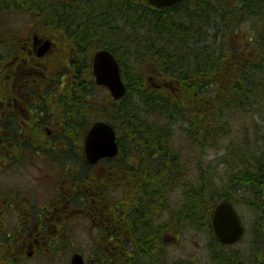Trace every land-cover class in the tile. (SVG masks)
Masks as SVG:
<instances>
[{"label":"trees","instance_id":"obj_1","mask_svg":"<svg viewBox=\"0 0 264 264\" xmlns=\"http://www.w3.org/2000/svg\"><path fill=\"white\" fill-rule=\"evenodd\" d=\"M18 6L30 15L42 37L57 45L62 42L64 52L49 67L58 85L65 76L71 81L65 95L58 97L59 104L70 109L60 114L67 117L70 130L77 128L70 126L73 122L84 129L101 118L114 125L119 156L129 157L120 160L128 168L122 183L131 181V157H158L143 163L152 165L144 194L135 195L128 184L123 196L127 204L138 205L132 208L139 215L145 214L149 204L168 205V226L156 221L151 226L141 216L134 227L142 248L128 254L153 257L152 264H201L191 259L168 260L162 235L167 231L178 235L189 227L212 232L213 211L221 198L243 202L264 220V131H249L241 143L225 147L224 163L230 171L223 189L212 185L202 166L200 181L185 179L189 166L183 156L185 145L222 148L221 141L232 133L229 118L234 111L250 112L262 101L259 110L264 116V36L256 30L255 40L247 39L248 46V30L242 33L246 23L254 26L262 20L264 0H184L163 9L147 0H0V11ZM99 48L116 53L123 70L127 66L128 72L137 73L136 82H129V92L120 102L101 94L95 84L91 65ZM122 52L139 66L125 63ZM144 78L151 83L141 85ZM133 89L140 103L136 108L128 105ZM181 185L182 205L175 208L171 197ZM253 233L254 243H264V222L258 221ZM216 241L210 246L216 264H264V253L247 258L229 255L217 249L221 245ZM6 248L0 245V264H18L8 262Z\"/></svg>","mask_w":264,"mask_h":264},{"label":"flooded vegetation","instance_id":"obj_2","mask_svg":"<svg viewBox=\"0 0 264 264\" xmlns=\"http://www.w3.org/2000/svg\"><path fill=\"white\" fill-rule=\"evenodd\" d=\"M36 35H20L23 55H17L18 65L8 64L16 72L0 84V245L7 247L6 259L27 264L41 256L53 262L62 254L71 259L80 253L85 264H152L153 257L139 259L127 249L142 248L134 227L141 216L151 226L154 221L168 226V205L149 204L139 215L132 208L138 205L127 204L123 192L130 184L135 195L144 194L152 165L143 163L153 157H131V181L124 184L128 168L120 160L129 157L88 162L86 128L68 131L67 117H60L70 112L58 102L67 92L66 81L54 86V95L47 93L56 80L43 74ZM178 238L168 231L162 235V241Z\"/></svg>","mask_w":264,"mask_h":264},{"label":"rangeland","instance_id":"obj_3","mask_svg":"<svg viewBox=\"0 0 264 264\" xmlns=\"http://www.w3.org/2000/svg\"><path fill=\"white\" fill-rule=\"evenodd\" d=\"M18 10V11H17ZM256 19V18H255ZM33 26L31 22V17L28 13L25 12L24 8L22 6H18L16 8L8 9V10H1L0 11V84H4L2 80H5L3 78L4 72L7 70L5 69L9 63H11L13 60L15 62L14 53L10 52L9 49H5L8 42H19L20 34L26 35L29 33L30 27ZM246 29V30H244ZM244 29L242 30V33L245 34L248 30V33L245 36V44L250 46V42L255 40V31L258 30V32H261L264 36V16L262 17V20H258L257 23L252 26L250 22L246 23L244 26ZM250 32V33H249ZM249 39L250 42L247 40ZM4 40V41H3ZM53 42V41H52ZM54 48H51L49 51L48 57H38L41 60V64L43 66L48 65L49 63H56L59 59L61 54L64 52L62 48V42H60L59 45L54 41ZM262 47L264 48V45L262 44ZM5 50V51H4ZM3 51V52H2ZM123 53V52H122ZM10 58H9V56ZM119 56H122L121 53H119ZM123 57H128L126 53H123ZM125 63H129L134 66H139L135 61L128 60ZM128 67L123 71L122 68V76L124 77L126 85L129 86V82L131 80L135 81V75L136 72L129 71ZM127 69V70H126ZM16 72V69H15ZM144 81H140L141 85H149L151 83L150 78L146 79L144 78ZM150 81V82H149ZM56 82V81H55ZM128 82V83H127ZM58 84L51 83L47 85V93L48 95H54L53 88L54 86ZM154 85L156 83L153 82ZM139 87V86H138ZM153 87V85H151ZM108 90H101V94L108 93ZM129 91H127L128 93ZM264 94V93H263ZM131 103L133 102L134 107L136 108L137 105H140L138 101V96L136 95L135 90L133 89L131 92ZM113 101L120 102L119 100H116L112 97ZM122 102V101H121ZM129 102V106L131 103ZM262 104V101H261ZM260 105H256L252 110H249L250 112L244 113L243 111L239 113V111H234L229 119H231V128L230 131H232L231 135L228 136L226 139H223L221 141V147L220 149L215 148H201L196 149L195 147L191 146H184L183 147V156L185 159L186 164L189 166V177L187 174H185V179H192L195 181L197 177H199L200 168H202L208 173L207 177L212 182V185H215L217 188L222 187L224 185H227L228 181V171L229 168L224 163L225 156L227 155L226 146L232 145L234 141L241 143L243 140L245 134H248L249 131H264V116H262V111L259 110ZM264 109V107H263ZM73 120L71 117L69 118V124ZM147 121V119H144ZM149 121V118H148ZM65 122V123H64ZM63 124L65 128L68 131H71L68 127L67 120H64ZM72 127H77L79 124L72 123L70 124ZM120 127V125L118 126ZM236 139V140H235ZM172 205L174 207L180 206L181 200H182V190L181 188H178L174 191L172 195ZM237 210H239V214L241 215L243 222L246 226V233L243 237V239L236 245L231 246L229 248H226L222 250L224 253L232 255V254H238L243 255V258L249 257L251 254H260L264 253V243H254L255 240V233H253L254 226L258 221L264 222V220L260 219L263 218L262 215H260V212H256L250 207L246 206H236ZM262 212V211H261ZM264 215V213L262 212ZM214 241L213 236L211 233L197 230L194 228H187L185 230V233L181 236L180 241L178 243H173L167 247V256L168 260H175V259H191L194 261H199L201 264H216L212 260V254H211V247ZM60 258L50 262L48 260H44L43 257L38 256L36 259L29 261L27 264H69L67 261V254H62L59 256Z\"/></svg>","mask_w":264,"mask_h":264},{"label":"water","instance_id":"obj_4","mask_svg":"<svg viewBox=\"0 0 264 264\" xmlns=\"http://www.w3.org/2000/svg\"><path fill=\"white\" fill-rule=\"evenodd\" d=\"M181 0H149L158 7L174 5ZM50 40H44L38 50L40 56H44L50 49ZM93 72L99 85L108 87L115 98H122L127 90L121 80V67L118 60L107 49H101L94 55ZM87 157L89 161L96 162L102 157L115 156L119 148L116 142L114 128L108 124L96 123L87 139ZM215 231L219 239L226 244L238 241L244 232V227L228 202L218 205L214 215ZM73 264H83L80 255L73 257Z\"/></svg>","mask_w":264,"mask_h":264},{"label":"bare ground","instance_id":"obj_5","mask_svg":"<svg viewBox=\"0 0 264 264\" xmlns=\"http://www.w3.org/2000/svg\"><path fill=\"white\" fill-rule=\"evenodd\" d=\"M117 1V0H116ZM135 2V1H134ZM117 3V2H116ZM150 5H152L153 7H156V8H159L158 6H156V5H154V4H152V3H150V2H148ZM130 4V3H129ZM255 9V8H254ZM116 10H117V8H116ZM133 10V9H132ZM136 10V9H135ZM140 10V9H139ZM18 11V10H17ZM98 12V11H97ZM110 12V11H109ZM121 12H123V11H121ZM135 12V11H134ZM139 12V11H138ZM142 13V12H141ZM103 14V13H102ZM145 14V13H144ZM147 14V13H146ZM64 16V15H63ZM105 16V15H104ZM110 16V15H109ZM135 16V15H134ZM122 17V16H121ZM125 17V16H124ZM119 18V17H118ZM91 19V18H90ZM96 19V18H95ZM110 20V19H109ZM118 20V19H117ZM108 21V20H107ZM112 21H113V19H112ZM121 21V20H120ZM149 22V21H148ZM147 22V23H148ZM113 23V22H112ZM143 23V22H142ZM61 24V23H60ZM55 25V24H54ZM144 25V24H143ZM60 26V25H59ZM93 26V25H92ZM110 26V25H109ZM144 26H147V25H144ZM96 27H98V26H96ZM87 29V28H86ZM102 29V28H101ZM108 29V28H107ZM105 31V30H104ZM151 32V31H150ZM92 34V33H91ZM4 41V40H3ZM53 40L51 39V43H52V45H51V47H50V49L51 48H54L53 46H54V44H53V42H52ZM50 49H49V51H50ZM5 51V50H4ZM10 51V50H9ZM113 55H114V57L116 58V59H118L119 60V58H117L116 57V53H113L111 50H109ZM3 52V51H2ZM1 53V52H0ZM9 56V55H8ZM38 57H43V56H38ZM129 57V56H128ZM9 58H10V56H9ZM127 58V57H126ZM40 59V58H39ZM75 60V59H74ZM133 64V63H132ZM124 71V70H123ZM131 73H132V71H131ZM3 74V73H2ZM122 74H124V72L122 73V70H121V80H122V83H123V85L125 86V87H127V90H126V92H125V94H124V96L122 97V98H115V97H113L114 99H116V100H122L126 95H127V91H128V86L126 85V82H125V80L126 79H124V75L122 76ZM127 81V80H126ZM128 83V82H127ZM49 94V93H48ZM131 98V97H130ZM141 99V98H140ZM131 103V102H130ZM133 103V102H132ZM132 107V106H131ZM65 123V122H64ZM148 124V123H147ZM89 133H90V131H87V134L89 135ZM86 147H87V140H85V142H84V152H85V154L87 155V149H86ZM120 149H121V147H120ZM149 157H153V160H155V159H158V157H156V156H149ZM148 200V199H147Z\"/></svg>","mask_w":264,"mask_h":264}]
</instances>
